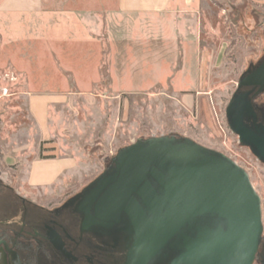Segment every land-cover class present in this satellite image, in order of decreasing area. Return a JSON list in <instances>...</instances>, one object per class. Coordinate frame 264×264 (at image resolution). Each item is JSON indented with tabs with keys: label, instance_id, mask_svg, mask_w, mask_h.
I'll use <instances>...</instances> for the list:
<instances>
[{
	"label": "rangeland",
	"instance_id": "374dc122",
	"mask_svg": "<svg viewBox=\"0 0 264 264\" xmlns=\"http://www.w3.org/2000/svg\"><path fill=\"white\" fill-rule=\"evenodd\" d=\"M199 9V84L193 91L194 82H183V96L164 76L176 67L171 55L160 70L128 75L138 81L114 76L116 0H44L38 15L0 19V172L14 192L51 208L105 172L119 149L151 137L188 138L248 174L264 246V165L225 119L237 81L264 59V0H201ZM257 100L264 103V94ZM31 108H46L47 130ZM53 160L74 167L58 176L46 163ZM39 172L46 176L35 178ZM56 176L52 186L33 185Z\"/></svg>",
	"mask_w": 264,
	"mask_h": 264
},
{
	"label": "water",
	"instance_id": "95a60500",
	"mask_svg": "<svg viewBox=\"0 0 264 264\" xmlns=\"http://www.w3.org/2000/svg\"><path fill=\"white\" fill-rule=\"evenodd\" d=\"M262 94L264 59L237 81L225 119L264 165ZM79 197L82 230L112 239L122 264H264L260 198L248 174L191 139L151 137L119 149Z\"/></svg>",
	"mask_w": 264,
	"mask_h": 264
},
{
	"label": "crops",
	"instance_id": "0c3cea01",
	"mask_svg": "<svg viewBox=\"0 0 264 264\" xmlns=\"http://www.w3.org/2000/svg\"><path fill=\"white\" fill-rule=\"evenodd\" d=\"M43 1L0 0V19L14 16L19 20L38 15L43 12ZM200 2L201 0H116L114 16L117 25L112 23V29L118 30L116 33L112 31L116 60L114 76L117 79L138 81L133 79L138 75L136 73H143L148 67L162 68L171 55L170 64L176 59V67L173 65V68L163 72L164 76H170L168 79L173 82L174 90L180 91L181 96L185 95L187 92H183V89L188 86L183 84L185 81L194 82L191 88L196 89L199 84ZM121 67L125 71L120 77L116 72ZM131 72L136 75L128 76ZM30 111L36 116L37 123L43 126V130H47L46 108H31ZM46 163H51L53 169L56 167L58 176L71 172L74 167L64 166L55 160ZM44 176L45 173L39 172L35 178ZM58 176L53 183L32 184L34 187H49L56 183Z\"/></svg>",
	"mask_w": 264,
	"mask_h": 264
},
{
	"label": "flooded vegetation",
	"instance_id": "af4514ba",
	"mask_svg": "<svg viewBox=\"0 0 264 264\" xmlns=\"http://www.w3.org/2000/svg\"><path fill=\"white\" fill-rule=\"evenodd\" d=\"M255 104L264 117V103ZM80 192L49 208L15 193L0 172V264H122L112 239L82 230Z\"/></svg>",
	"mask_w": 264,
	"mask_h": 264
}]
</instances>
